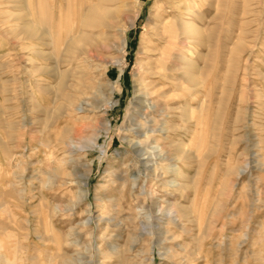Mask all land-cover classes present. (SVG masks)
Returning a JSON list of instances; mask_svg holds the SVG:
<instances>
[{
	"label": "rangeland",
	"instance_id": "374dc122",
	"mask_svg": "<svg viewBox=\"0 0 264 264\" xmlns=\"http://www.w3.org/2000/svg\"><path fill=\"white\" fill-rule=\"evenodd\" d=\"M24 1L0 0V264H264V0H200L186 17L172 0H27L53 43L25 32ZM89 2L110 26L65 52L60 21ZM161 10L201 33L179 31L146 110L136 78Z\"/></svg>",
	"mask_w": 264,
	"mask_h": 264
},
{
	"label": "bare ground",
	"instance_id": "6f19581e",
	"mask_svg": "<svg viewBox=\"0 0 264 264\" xmlns=\"http://www.w3.org/2000/svg\"><path fill=\"white\" fill-rule=\"evenodd\" d=\"M26 2L24 3V9H25V16L27 17L28 20L26 21V23L24 25L25 32L30 37H37L39 39H41V38L44 39V37H45V40L48 41V42L46 41V43H53L54 37H53L52 31L50 29V23L47 19V13L46 14L42 13V15L45 18V22H46L45 26H43V27L39 26L37 24V21H36L37 15H36L35 6H33L31 4V2L28 3L27 0H26ZM138 2H139V0H136V4ZM200 2H202V1H200V0H172L168 4L171 5V3H172V5H174V6H170V7H173V9H174V7H176L175 9H179L180 13L179 12L178 13L180 16H184V14H186V13L193 16V15L198 14V12L196 11V10H198V8L196 9L195 6L200 4ZM169 5H167V7H169ZM45 8H47V4L45 5ZM182 9H183V11H182ZM80 10H81V12L79 14H77V15L73 14L72 15V18L69 20V22L65 23L63 20L60 21V24H59L60 30L58 33L57 42H61L63 40V42L65 43V47H64L65 52L76 53L75 51H78L81 46L87 45V43L89 42V34H87L85 32L87 27L92 28L95 26H101V25H106V24H107V26L108 25L110 26V23L109 24L106 23V21L103 19V16H104L103 14L108 13L110 10H109V8H105L100 2H98V3L97 2L96 3L89 2V4H87L85 6L84 5L81 6ZM184 10H186V11H184ZM161 11H163V13H160L159 18L156 21V24L152 27L153 30L151 31L152 33L150 34L151 46L149 48H147V52L149 54L148 55L149 57H151L153 55H158V57H156L153 61H148L147 63L145 62L146 64L142 66L140 73H137V74H139V76L136 78V81H139V84L136 85V87H137V89H136L137 94L135 95L136 106L139 108L146 107L145 108L146 110L148 109V105H151L153 107L155 106V108L160 107V104H161L160 103V99H161L160 93L162 91L161 85H166V80L170 79V74H169L170 66L168 64V60L171 57L172 48L177 45V38H178V35L180 34L179 31H181V34H180L181 37H182V32L187 34V35H191V36H197V35H200V33H201L200 27L197 26L195 23L190 22L189 20L181 19V18H180L181 21L179 20L180 22L177 21L176 18H173L170 20L167 17V19H165L164 10H161ZM168 13H170V12H168ZM184 17H186V16H184ZM135 20H136V17H132L129 20L127 26H132L134 24ZM112 28H113V26H112ZM115 31H117V32H115V38H116V40L119 38V41L111 42V44L108 46L106 45V43H103V44H104V46L106 45L107 47H111L116 52H118L116 55H114L110 58V62L114 63L116 65H119V66H123L124 65V54L126 52V44H127L126 37H125L126 27H117ZM103 33H105V32H103ZM113 34H114V32H113ZM180 35H179V37H180ZM32 48H34V47H32ZM105 50H106V48H105ZM42 53H43V51H42ZM67 55H69V54H67ZM70 56H72V54ZM58 58L56 57L55 59H58ZM69 59L71 60V58H69ZM41 67H43V66H41ZM37 69L40 71L39 68H37ZM52 71H54L60 79H62L64 74H65V71H62L58 67L56 69L54 68V70H52ZM120 71H122V68L120 69ZM189 79L193 83L199 82L198 77H194V76L190 75ZM117 88H118V85H115L108 92L107 97L104 100V105L106 107H108V106L110 107V105L117 103V101L113 97V92ZM164 92H166V91H164ZM56 96H57V94H56ZM161 107H163V106H161ZM160 110H161V108H160ZM68 161H69V159H68ZM177 173H178V171H177ZM181 173L179 172V174H181ZM82 184H83V190L85 191L86 187L88 186L87 185L88 183L86 180H83ZM80 189H81V186H80ZM35 234H37V233H35ZM53 234H55V233H53ZM52 240L53 239H51V241ZM65 243H67V242H65ZM59 244H61V241ZM60 248L62 249V247H60ZM64 252H66V251H64ZM63 255H65V254H63ZM71 257H73V256H71ZM71 257L69 256V257L64 258V260H65L64 264L65 263L75 264ZM31 259H33V258H31ZM60 262H61V260H60Z\"/></svg>",
	"mask_w": 264,
	"mask_h": 264
}]
</instances>
